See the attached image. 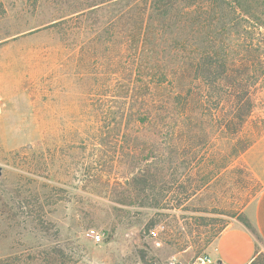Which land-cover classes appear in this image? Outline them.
Returning <instances> with one entry per match:
<instances>
[{"label": "rangeland", "instance_id": "374dc122", "mask_svg": "<svg viewBox=\"0 0 264 264\" xmlns=\"http://www.w3.org/2000/svg\"><path fill=\"white\" fill-rule=\"evenodd\" d=\"M92 1L0 0V259L45 242L39 230L44 206L45 225L60 232L61 246L73 250L77 264H191L211 255L221 232L246 218L245 206L263 186L242 156L216 154L233 136L215 130V153L187 162L178 174L169 170L164 180L157 171L151 191L130 193L115 181L123 182L134 167L151 164L154 172L159 157L112 159L102 166V180L94 178L95 109L113 97L87 29L73 17ZM61 20L67 21L55 24ZM244 40L255 46L264 29ZM97 47L102 55L104 46ZM255 69L254 108L243 128L253 141L264 134V63ZM29 209L39 219L25 218L22 211Z\"/></svg>", "mask_w": 264, "mask_h": 264}, {"label": "trees", "instance_id": "16d2710c", "mask_svg": "<svg viewBox=\"0 0 264 264\" xmlns=\"http://www.w3.org/2000/svg\"><path fill=\"white\" fill-rule=\"evenodd\" d=\"M73 14L87 29L100 68L105 66L113 97L95 109L100 125L90 155L96 180L112 159L159 157L162 165L154 172L151 164L143 171L134 167L123 182L115 181L130 193L151 191L157 171L164 180L169 170L178 174L187 162L215 153L213 130L233 136L216 151L224 160L241 159L256 141L243 136V128L254 108L250 87L258 82L250 77L251 66L258 70L264 63V40L254 46L244 39L264 29V0H94ZM40 211L45 242L11 252L0 264L79 262L73 250L61 246L60 232L45 225V207ZM22 214L31 222L39 219L33 209ZM11 220L6 218V227ZM240 221L260 239L248 219ZM263 258L260 253L249 264H263Z\"/></svg>", "mask_w": 264, "mask_h": 264}, {"label": "crops", "instance_id": "0c3cea01", "mask_svg": "<svg viewBox=\"0 0 264 264\" xmlns=\"http://www.w3.org/2000/svg\"><path fill=\"white\" fill-rule=\"evenodd\" d=\"M242 159L263 186L259 195L245 206L243 212L264 242V134L244 152ZM261 251L260 241L238 221L217 237L211 257L218 264H249Z\"/></svg>", "mask_w": 264, "mask_h": 264}, {"label": "built area", "instance_id": "2783aa9c", "mask_svg": "<svg viewBox=\"0 0 264 264\" xmlns=\"http://www.w3.org/2000/svg\"><path fill=\"white\" fill-rule=\"evenodd\" d=\"M103 238L102 235L97 234L96 239L100 241ZM215 260L208 254H202L197 256L191 264H213Z\"/></svg>", "mask_w": 264, "mask_h": 264}, {"label": "water", "instance_id": "95a60500", "mask_svg": "<svg viewBox=\"0 0 264 264\" xmlns=\"http://www.w3.org/2000/svg\"><path fill=\"white\" fill-rule=\"evenodd\" d=\"M3 167L0 165V177L2 176Z\"/></svg>", "mask_w": 264, "mask_h": 264}]
</instances>
